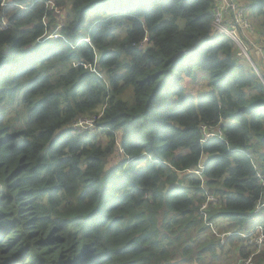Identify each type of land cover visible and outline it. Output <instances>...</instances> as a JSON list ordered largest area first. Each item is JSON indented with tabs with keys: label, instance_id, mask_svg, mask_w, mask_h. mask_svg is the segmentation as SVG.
<instances>
[{
	"label": "trees",
	"instance_id": "1",
	"mask_svg": "<svg viewBox=\"0 0 264 264\" xmlns=\"http://www.w3.org/2000/svg\"><path fill=\"white\" fill-rule=\"evenodd\" d=\"M219 1L0 0V264H264L241 235L264 229V84L211 37ZM237 1L264 43V0Z\"/></svg>",
	"mask_w": 264,
	"mask_h": 264
},
{
	"label": "built area",
	"instance_id": "2",
	"mask_svg": "<svg viewBox=\"0 0 264 264\" xmlns=\"http://www.w3.org/2000/svg\"><path fill=\"white\" fill-rule=\"evenodd\" d=\"M2 2L3 6L7 5L5 0H2ZM247 12L248 7L242 3H239L237 0H220L214 9V18L212 21L210 35L216 36L217 34H225L227 37H229L237 45L238 49L241 52L240 55L249 61L250 65L264 84L261 73L256 67L258 65H262L264 67V43H259L252 40L251 32L253 28L250 19L248 18ZM2 25H5L4 20H2L1 22V26ZM256 57L259 58L261 64L257 63L256 61L254 62V58ZM81 119L85 118H80L78 120ZM78 120L72 126L78 125ZM214 136L221 138V132L217 126H204L202 128L201 142H205L206 140ZM201 168L202 166L199 165L200 170ZM257 176L260 177L259 175ZM263 206L264 198L259 200L253 212L257 213ZM210 228L212 229V231H214V226H211ZM229 234L231 233H221L218 234V236L222 239ZM241 235L244 238L248 239L249 243L253 242L258 246H262V244L264 243V229L261 225H257L252 230L242 233ZM252 256L253 254L245 258H239L241 259V261L238 264H252Z\"/></svg>",
	"mask_w": 264,
	"mask_h": 264
},
{
	"label": "rangeland",
	"instance_id": "3",
	"mask_svg": "<svg viewBox=\"0 0 264 264\" xmlns=\"http://www.w3.org/2000/svg\"><path fill=\"white\" fill-rule=\"evenodd\" d=\"M51 6L52 5L50 4V8L53 9L52 10V14H53V16L56 19V27L54 28V32H55L57 30V28H59V25H62L65 22L66 11H65V9L58 8V7H51ZM248 16H249V10H248ZM248 18L250 19L252 28H255V26H256L255 22L258 23L259 19L257 18V21H255V20H252L250 17H248ZM57 25H58V27H57ZM2 26H4V25H2ZM234 48H235V52H236L237 56L240 57L243 61H245L252 68V66L250 65L249 61L246 60L244 57H242L240 55L241 52L238 49L236 44H235ZM254 59H255V61L257 63L261 64L258 57L254 58ZM256 67H257L258 71H260L261 77L264 80V75H263L264 67L262 65H258ZM253 71H254V69H253ZM181 84H182V86L184 88V91L186 93H189V94H192V95H195V96H198L200 94H203V93H206L207 91H209L208 90V85H207L208 84V74H206L204 72H201V73L199 72L198 76L196 77V79H192L190 77L182 78ZM120 97L122 99L126 100V101L130 100L131 99L130 98L131 97V88H127L126 90H124L121 93ZM7 113H8V116L10 118H14L15 117V114L13 113V111H9V109H8ZM78 123H79L78 125L72 126V129L75 130V132H77V133H83V132L84 133L85 132L92 133V132H95V130L97 129V127H96V118H93V119H81V120H78ZM112 139H114V147H113V152H112V155H111V160H112L111 162L121 161V160H123L125 158V156H124L122 150L119 148L118 133L117 132L113 133V138ZM110 141H111V139L108 136H106V137L104 136L102 139H100V142L102 144H107ZM206 159H207V156L206 155H202V157L200 158V165L204 164ZM194 172L196 174L199 172V166L196 168V170H194ZM247 244H249V241L247 242ZM225 257L230 262V264H238L241 261V259H239L238 257L235 256V247L234 246H230V247H227L225 249ZM204 263H211L212 264L213 262H211L209 260V256H205V260L198 262V264H204Z\"/></svg>",
	"mask_w": 264,
	"mask_h": 264
},
{
	"label": "clouds",
	"instance_id": "4",
	"mask_svg": "<svg viewBox=\"0 0 264 264\" xmlns=\"http://www.w3.org/2000/svg\"><path fill=\"white\" fill-rule=\"evenodd\" d=\"M211 37H213V36H211ZM252 58H253V55H252ZM254 61H255V59H254ZM255 71V70H254ZM256 73V72H255ZM261 80V79H260ZM72 128V127H71Z\"/></svg>",
	"mask_w": 264,
	"mask_h": 264
}]
</instances>
